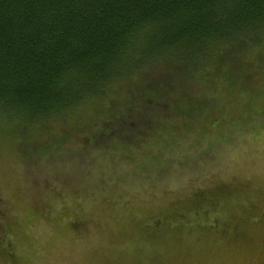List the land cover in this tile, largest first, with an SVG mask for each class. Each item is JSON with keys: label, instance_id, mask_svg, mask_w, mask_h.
Instances as JSON below:
<instances>
[{"label": "rangeland", "instance_id": "1", "mask_svg": "<svg viewBox=\"0 0 264 264\" xmlns=\"http://www.w3.org/2000/svg\"><path fill=\"white\" fill-rule=\"evenodd\" d=\"M202 92L145 143L30 147L0 121V264H264V116Z\"/></svg>", "mask_w": 264, "mask_h": 264}, {"label": "trees", "instance_id": "2", "mask_svg": "<svg viewBox=\"0 0 264 264\" xmlns=\"http://www.w3.org/2000/svg\"><path fill=\"white\" fill-rule=\"evenodd\" d=\"M263 74L264 0H0V121L30 147L187 130L211 86L234 89L225 113L248 103L242 124Z\"/></svg>", "mask_w": 264, "mask_h": 264}]
</instances>
